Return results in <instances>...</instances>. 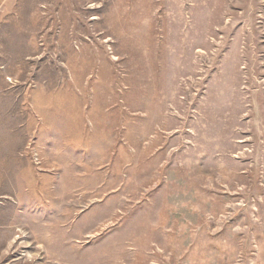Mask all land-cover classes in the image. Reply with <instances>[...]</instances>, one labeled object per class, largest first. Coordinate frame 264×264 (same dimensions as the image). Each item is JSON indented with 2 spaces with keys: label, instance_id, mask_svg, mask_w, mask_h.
<instances>
[{
  "label": "rangeland",
  "instance_id": "rangeland-1",
  "mask_svg": "<svg viewBox=\"0 0 264 264\" xmlns=\"http://www.w3.org/2000/svg\"><path fill=\"white\" fill-rule=\"evenodd\" d=\"M264 264V0H0V264Z\"/></svg>",
  "mask_w": 264,
  "mask_h": 264
},
{
  "label": "bare ground",
  "instance_id": "bare-ground-1",
  "mask_svg": "<svg viewBox=\"0 0 264 264\" xmlns=\"http://www.w3.org/2000/svg\"><path fill=\"white\" fill-rule=\"evenodd\" d=\"M54 264V263H53ZM66 264V263H65Z\"/></svg>",
  "mask_w": 264,
  "mask_h": 264
}]
</instances>
